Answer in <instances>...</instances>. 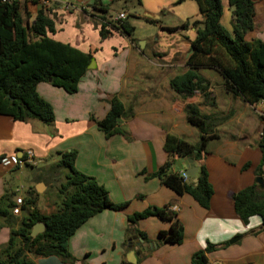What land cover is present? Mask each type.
<instances>
[{
    "label": "crops",
    "instance_id": "crops-1",
    "mask_svg": "<svg viewBox=\"0 0 264 264\" xmlns=\"http://www.w3.org/2000/svg\"><path fill=\"white\" fill-rule=\"evenodd\" d=\"M221 2L220 24L232 35L231 18L226 19L224 14L231 16L233 7L226 0ZM95 4L108 7L105 21L94 10ZM135 5L141 6L140 0H50L45 6L26 1L19 4L26 30L42 10L54 24V32L48 37L90 55L93 62L81 77L75 94H66L48 83L37 85V94L53 109L51 124L37 120L17 122L0 115V200L7 195L15 207L16 198L24 197V187L12 184V178L15 176L18 181L21 170L31 168L14 166L12 157L23 159L30 152L35 165H44L33 178L35 188L31 192L37 194L45 192L60 175L61 169L54 174L51 169L61 155L74 151V169L95 179L106 191L109 202L119 207L104 209L90 217L69 237L67 250L74 262L47 257L34 259L33 264H190L193 255L208 244L215 250L207 254V264H264L261 220L252 216L243 222L232 199L255 184L257 178L262 153L247 135L242 137L253 107L227 93L223 78L210 69H200L198 74L209 82L208 93L214 98V107L202 105L199 91L187 99L175 94L169 81L186 70L184 63L194 29L175 31L179 38L174 33L176 40L170 45L175 44V48L168 53L158 43L150 42L146 34L138 37L135 33L129 20L132 16L139 18L134 15ZM121 12L125 14L123 21L133 27L132 34L126 36L113 30L101 39V24L117 23L115 17ZM164 28H160L161 36H156V42L162 41ZM245 39L264 42V0L254 2L253 29ZM219 96L224 100L223 113L216 111ZM113 99L123 105L125 114L117 120L121 134L106 137L99 123ZM189 104L197 105L206 116L221 117L232 111L227 120L214 124L219 138L207 144L199 162H193L196 169L204 166L213 191L207 209L187 194L177 195L155 176L168 159L164 148L168 136L191 145L198 142L197 129L186 120L185 107ZM224 127L233 131L219 133L218 129ZM177 161L171 172L185 173L177 168ZM262 172L264 178V166ZM193 179L195 176L188 177L191 183ZM20 187V192L15 193ZM57 202L60 205L61 199ZM25 203L20 206V214ZM170 206L178 207L172 214L182 232L180 244L163 241L159 233L167 232L170 223L157 217L128 221L133 214L149 208L170 213ZM33 210L42 214L36 208ZM1 231L4 237L0 239V247L10 234L2 219Z\"/></svg>",
    "mask_w": 264,
    "mask_h": 264
},
{
    "label": "trees",
    "instance_id": "trees-1",
    "mask_svg": "<svg viewBox=\"0 0 264 264\" xmlns=\"http://www.w3.org/2000/svg\"><path fill=\"white\" fill-rule=\"evenodd\" d=\"M31 1L39 3L38 0ZM185 1L196 3L201 20H186L178 27L164 28L175 32L192 27L195 32L190 42L194 52L185 61L186 70L170 79L171 90L181 99L191 98L194 91H199L202 105L214 107V98L208 93L209 82L198 74L200 69H210L223 78V85L233 98H241L253 108L264 104V42H249L245 39L253 29L256 0H226L228 6L233 7L232 35L220 24L223 11L221 0H177L176 5ZM21 2L25 1L3 3L0 0V115L17 122L37 120L49 125L53 122V109L37 94V85L48 83L66 94H75L91 56L68 44L50 39L48 34L54 32V24L42 10L26 30L19 12ZM93 7L101 14L100 19L105 21L108 7L98 4ZM113 30L130 36L133 27L125 21L105 22L100 26V38H107ZM231 112L221 117L206 116L199 112L197 105H187L186 120L197 129L198 143L191 145L168 136L164 144L168 159L155 174L165 187L177 195H189L204 209L208 208L213 192L204 166H197L195 184L189 182L188 178L172 173L171 168L176 160L191 158L193 162H199L207 144L219 138V134L214 131V124L227 120ZM124 114L123 105L113 99L109 111L99 123L106 137L121 134L117 120ZM262 121L260 147L263 164L264 118ZM194 150L196 154H193ZM74 160V151L64 153L51 169L67 171L65 182L59 186L62 195L60 207L53 214L42 215L33 210L15 226L11 215L13 205L8 201V196L3 195L0 200V219L10 229V234L7 242L0 247V264H33L34 259L47 257H57L65 263H72L74 260L67 250L69 237L87 219L102 210L118 209L119 206L109 202L106 191L95 179L74 169ZM262 164L256 174L264 184ZM232 199L235 212L243 222L257 216L261 220V229H264V187L259 188L253 184L233 195ZM23 202L30 203V200L23 197ZM150 216L170 223L167 232L159 233L165 243L177 245L182 242L180 226L171 212L149 208L133 214L128 221L134 223ZM38 222L45 225V230L32 238L30 229ZM214 250L215 247L208 244L204 250L193 255L190 264H207V254Z\"/></svg>",
    "mask_w": 264,
    "mask_h": 264
},
{
    "label": "rangeland",
    "instance_id": "rangeland-1",
    "mask_svg": "<svg viewBox=\"0 0 264 264\" xmlns=\"http://www.w3.org/2000/svg\"><path fill=\"white\" fill-rule=\"evenodd\" d=\"M141 6H134V15L139 17L138 19L134 16L132 18H129L131 23H133V26L135 28V33L138 35V37L143 36L146 34V37L149 39L150 42L158 43V47L160 49L166 50L168 53L173 48H175L174 45H170V43L176 38H179L178 32H169L166 31V33H163L164 37L161 38V42H156V36H161L159 34V30L161 27H178L183 22L187 20L189 21H195L199 20L197 5L193 1H187L181 4L176 5L177 0H140ZM180 5V6H179ZM224 17L230 20L231 16L227 15V13L224 14ZM150 21H154V23H151ZM176 38H175V34ZM180 33V32H179ZM188 34H191V32L188 31ZM168 36V37H167ZM173 37V38H172ZM165 39H167L165 41ZM165 41V42H164ZM168 42L169 45L168 46ZM142 43V42H140ZM168 46V47H167ZM184 61V60H183ZM185 64V63H184ZM213 73V71H209ZM139 85V84H138ZM224 100L222 97L219 96V104L218 108H216L217 112H224ZM252 108V110H249L250 118L248 122H245L247 126L244 128V132L242 134V137L246 135L251 139L252 142H254L255 145L258 146V150L261 151L262 155V148L260 147V139L259 136L262 135V119L264 118V104H260L257 107ZM215 110V109H214ZM227 129H230L233 131L232 128H219L218 132L220 131H226ZM221 135V134H220ZM261 138V136H260ZM198 143V142H197ZM206 152V151H205ZM262 156L259 161V165L262 164ZM31 169L24 168L20 172L19 180L16 181L15 176L12 178V184L14 185H21L24 187L22 196L26 197V199L32 200L30 203H25L24 209L21 211V214L18 216H15L14 223H19L20 220L23 218H27L29 214L32 212V208H36L41 211L44 215L53 214L59 209V203L57 200L62 198V195L59 192V186L63 182H65V175L67 173L66 169H61L60 175L54 180V184L47 187V190L42 193H37L32 195V189H34V182L33 178L36 173H39L43 164L35 165L37 167L34 168V166L31 165H24ZM22 166V167H24ZM264 166V163L262 164V167ZM19 168V167H18ZM21 168V167H20ZM54 168V167H53ZM262 169V168H261ZM53 174L56 171H52ZM16 175V174H14ZM256 179V178H255ZM254 179V182H255ZM253 182V183H254ZM256 184V183H255ZM257 185V184H256ZM258 186V185H257ZM31 192V193H30ZM17 197V194H15ZM15 198V196H14ZM4 234L2 231L0 232V239L3 238Z\"/></svg>",
    "mask_w": 264,
    "mask_h": 264
},
{
    "label": "built area",
    "instance_id": "built-area-1",
    "mask_svg": "<svg viewBox=\"0 0 264 264\" xmlns=\"http://www.w3.org/2000/svg\"><path fill=\"white\" fill-rule=\"evenodd\" d=\"M13 0H2L3 3H11ZM19 1H26V2H30L32 3L31 0H19ZM38 2L42 5H46L48 4L50 1L49 0H38ZM125 19V14L123 12L117 14V16L115 17V22H120L123 21ZM12 163L14 166L16 167H22L24 165H31V166H35V160L33 159V156L30 152L27 153L26 157H24L23 159H16L15 157H12ZM182 178L187 179L188 177L186 176V174L184 172H181L179 174ZM22 188H18L15 193H19L20 190ZM23 204V198L22 197H18L15 200V207H13L11 209V214L14 216H17L20 214V206H22ZM168 211L171 213H175L178 211V207L177 206H170V208H168Z\"/></svg>",
    "mask_w": 264,
    "mask_h": 264
},
{
    "label": "water",
    "instance_id": "water-1",
    "mask_svg": "<svg viewBox=\"0 0 264 264\" xmlns=\"http://www.w3.org/2000/svg\"><path fill=\"white\" fill-rule=\"evenodd\" d=\"M194 52V49L193 48H190V50L187 52L186 54V59L185 61L187 60V58ZM92 60H90V63L88 65V67L92 64ZM197 151L194 150L193 151V154H196ZM176 166L178 169H184L186 172V176L187 177H194L195 174H196V171L197 169L194 167V163H193V159L189 158V159H186V160H179L177 161L176 163ZM193 183H196V179H193ZM255 183L258 185L259 188H263L264 187V184H263V181L260 177H257L255 179ZM45 230V225L41 222H38V223H35L31 229H30V237L34 238L36 237L37 235L43 233ZM239 238L237 239H234L232 240L230 243H234L235 241H237Z\"/></svg>",
    "mask_w": 264,
    "mask_h": 264
}]
</instances>
